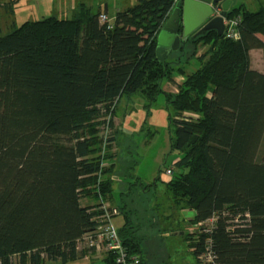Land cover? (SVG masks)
<instances>
[{
	"label": "trees",
	"instance_id": "obj_1",
	"mask_svg": "<svg viewBox=\"0 0 264 264\" xmlns=\"http://www.w3.org/2000/svg\"><path fill=\"white\" fill-rule=\"evenodd\" d=\"M172 6L138 0L116 12L107 29L100 12L80 3L72 18L24 21L0 35V264H66L86 255L78 241L94 227L89 210L112 199L115 110L123 96L136 94L148 104L164 96L180 157L163 182L170 213L117 205L124 218L118 235L129 253L144 264L143 242L162 218L191 210L192 225L214 218L195 237L182 233L196 261L264 264V160L257 159L264 71L252 69L249 56L261 49L264 61V5L230 7L227 16L240 18L237 40L202 31L160 62L155 36ZM194 57L200 65L187 72ZM174 73L184 80L167 92L163 84ZM135 183L128 193L137 199L156 189ZM86 195L100 202L81 204ZM208 246L213 263L199 259ZM101 262L114 264L111 255Z\"/></svg>",
	"mask_w": 264,
	"mask_h": 264
},
{
	"label": "rangeland",
	"instance_id": "obj_2",
	"mask_svg": "<svg viewBox=\"0 0 264 264\" xmlns=\"http://www.w3.org/2000/svg\"><path fill=\"white\" fill-rule=\"evenodd\" d=\"M1 1L4 0H0V35L10 32L24 21H34L49 16L72 18L80 3L85 4L92 11L101 9L102 12L106 5L107 16L111 22H114L112 16L117 10H124L138 2V0H8L5 3H1ZM239 5H243L249 11H255L264 5V0H234L232 3V6ZM257 54L258 56L253 58V65L264 70L263 54ZM188 61L185 67L187 72L195 70L200 65L196 57L188 59ZM164 88L171 91L173 87L166 84ZM114 119L115 141L111 152L114 153L112 161L115 163V169L112 180L115 182L113 183L112 199L108 204L120 205L121 201H126L129 207L136 206L142 209L152 205L157 206L158 211L164 215L170 213L162 175L166 168L176 170L174 163L180 154L171 146L174 129L169 125L164 96L157 95L151 104H148L146 99L138 94L132 95L130 98L123 96L117 104ZM257 159L264 160V140L258 151ZM159 171V179H157ZM137 180L146 185L155 183L156 189L142 195V199H137L134 193H128L129 186L133 189L139 187V184L135 183ZM94 200L96 203L100 202L97 198ZM144 216V213L139 217L132 216L131 221L136 223L141 221ZM192 216L191 210H181L179 215L178 212H175L172 219L165 221L163 217L162 222L158 223L155 230L149 233L144 240L143 244L146 242L145 249L155 251L157 248L161 250L166 247L169 253L168 264H192L194 257L191 252H188L187 241H183L181 233L188 232L189 237L192 238V236L195 237L192 232L200 225L209 228L214 222V218H210L200 225H192L188 222ZM123 221L121 213L113 219L117 228L122 226ZM169 222L171 223L168 224ZM165 226L171 227L175 232H178V235L159 233L158 229L161 230ZM169 242L171 245H168ZM84 246L83 242L78 243V250H82L80 253H88L87 249H81L85 248ZM159 250L155 253H159ZM84 257L85 259L78 258L66 264H95L91 263L93 260L89 259L90 254ZM99 259L102 258L99 257Z\"/></svg>",
	"mask_w": 264,
	"mask_h": 264
},
{
	"label": "built area",
	"instance_id": "obj_3",
	"mask_svg": "<svg viewBox=\"0 0 264 264\" xmlns=\"http://www.w3.org/2000/svg\"><path fill=\"white\" fill-rule=\"evenodd\" d=\"M176 1L177 0H173V6ZM220 10L218 6L216 12L219 13ZM98 22L107 29H111L114 26V22H111L104 12L99 14ZM223 23V34L227 38L237 40L239 38V16L223 17ZM105 133H108V131L106 132L105 130ZM104 163H102V165H104ZM163 175L167 177L171 176L172 168H166ZM89 211L93 212L91 220L94 222V227L90 231L85 232L78 241V243L83 242V244H85V248L81 249L88 250L85 256L90 254L94 258L99 259V257L103 258L111 255L114 264H140V255L137 253H129L126 245L123 244L118 235L117 227L114 225L113 219L119 214L117 206L109 205L102 201L98 206L90 208ZM209 248L210 246L199 256L200 261L204 263H213L214 255Z\"/></svg>",
	"mask_w": 264,
	"mask_h": 264
},
{
	"label": "water",
	"instance_id": "obj_4",
	"mask_svg": "<svg viewBox=\"0 0 264 264\" xmlns=\"http://www.w3.org/2000/svg\"><path fill=\"white\" fill-rule=\"evenodd\" d=\"M233 0H177L155 36V55L162 62L172 52L185 45L186 39L202 31H224L226 17ZM220 7V12L216 8Z\"/></svg>",
	"mask_w": 264,
	"mask_h": 264
},
{
	"label": "crops",
	"instance_id": "obj_5",
	"mask_svg": "<svg viewBox=\"0 0 264 264\" xmlns=\"http://www.w3.org/2000/svg\"><path fill=\"white\" fill-rule=\"evenodd\" d=\"M8 0H4V1H1V3H5V2H7ZM128 8V7H127ZM98 12H102L101 11V9H98L97 10ZM118 11H120V10H117V12ZM104 13H106V14H108L107 12V6L105 5V8H104V11H103ZM115 15H116V13H115ZM115 15H113L112 16V18H114L115 17ZM258 36L260 37V38H262V39H264V37L263 36H261V35H259L258 34ZM204 48H205V46H203L202 48H200V50L197 52V54H196V56H198L199 54H201L203 51H204ZM257 53H260V54H262L261 53V49H251L250 51H249V56H250V67L252 68V69H255V70H257V71H259V72H263L264 70H261L260 68H258V67H255L254 65H253V58H254V56H258V54ZM174 56V53L172 52V53H170L166 58H172ZM181 61V60H180ZM184 80V77H183V75H181V74H178V73H174L173 74V82H165L164 84H163V89L165 90V88H164V86H166V84H168V85H172V90L170 91H168V90H165V91H167V92H176L177 91V87H176V85L177 84H180V83H182V81ZM115 117V116H114ZM115 120V119H114ZM113 146V145H112ZM170 177V176H169ZM162 179L164 180V181H167V180H169V178H167V176H165V175H162ZM115 182V181H114ZM113 182V183H114ZM94 196L93 195H86V196H84L82 199H81V201H83V202H81V204H83V205H95V204H97L96 202H95V200H94ZM108 202H110L109 200L108 201H106V203L108 204ZM109 205H111V204H109ZM112 205H114V204H112ZM114 206H117V205H114ZM120 214V213H119ZM116 217V216H115ZM178 232H173L172 234L173 235H178L177 234ZM182 234V233H181ZM184 241V240H183ZM173 243V242H172ZM168 245H171V242H169V244ZM157 250H159L158 248L157 249H155V251H153V250H151V251H148V252H144V257H143V260H144V264H159L160 262H161V264H168V261H167V256H169V253L167 252V249H166V247H164L163 249H161V250H159V253H155ZM188 252H191V250L188 248ZM84 259H85V257H83ZM89 259L90 260H93L94 262H95V264H102V262H101V259H98V258H94L92 255H90V257H89ZM194 259V262L192 263V264H202V263H199L198 261H196V259L195 258H193Z\"/></svg>",
	"mask_w": 264,
	"mask_h": 264
},
{
	"label": "flooded vegetation",
	"instance_id": "obj_6",
	"mask_svg": "<svg viewBox=\"0 0 264 264\" xmlns=\"http://www.w3.org/2000/svg\"><path fill=\"white\" fill-rule=\"evenodd\" d=\"M233 1H234V0H233ZM173 7H174V6H173ZM173 7H172V8H173ZM231 7H232V5H231ZM171 10H172V9H171ZM196 30H198V28H197ZM196 30H195V31H193V34L196 32Z\"/></svg>",
	"mask_w": 264,
	"mask_h": 264
}]
</instances>
